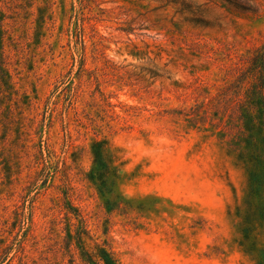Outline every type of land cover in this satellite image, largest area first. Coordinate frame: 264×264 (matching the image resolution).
Instances as JSON below:
<instances>
[{"label": "rangeland", "instance_id": "374dc122", "mask_svg": "<svg viewBox=\"0 0 264 264\" xmlns=\"http://www.w3.org/2000/svg\"><path fill=\"white\" fill-rule=\"evenodd\" d=\"M263 41L264 0H5L0 264H83L75 211L121 264H256L246 170L207 100ZM94 139L126 201L111 210L87 177Z\"/></svg>", "mask_w": 264, "mask_h": 264}, {"label": "trees", "instance_id": "16d2710c", "mask_svg": "<svg viewBox=\"0 0 264 264\" xmlns=\"http://www.w3.org/2000/svg\"><path fill=\"white\" fill-rule=\"evenodd\" d=\"M4 40L5 0H0V62L5 52ZM3 66L1 63V71L5 74ZM232 69L233 78L218 87L209 96L207 103L214 104L216 108L213 120L218 118L228 125V132L231 134L230 149L246 170L247 186L241 231L247 241L249 253L256 257V264H264V247L257 243L253 235L257 225H264V41L241 56ZM207 103L203 101L191 106L190 115L187 114L185 120L195 123L204 121ZM91 152L92 167L87 175L88 179L95 185L110 210L122 206L126 201L115 190L118 175L106 141L94 139ZM68 208L75 210L73 206ZM74 214L79 217V225L73 233L67 229V252L72 257L77 253L83 264H121L103 244L95 242L93 247L88 246L85 236L89 235L84 225V216L79 211ZM252 237L253 240H250Z\"/></svg>", "mask_w": 264, "mask_h": 264}]
</instances>
